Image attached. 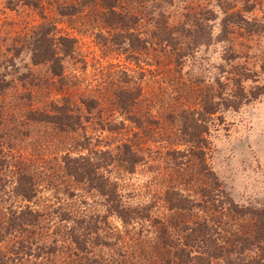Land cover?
Segmentation results:
<instances>
[{"label": "trees", "instance_id": "obj_1", "mask_svg": "<svg viewBox=\"0 0 264 264\" xmlns=\"http://www.w3.org/2000/svg\"><path fill=\"white\" fill-rule=\"evenodd\" d=\"M172 1L7 0L11 9L19 5L36 10L42 21L8 50L15 56L26 49L30 66L20 67L0 50V99L21 87L23 93L10 98L27 108L18 120L0 105V155L14 146L17 126L12 125L28 124L46 130L48 140L40 145L52 149V157L41 172L23 154L0 157V193L11 184V193L26 202L2 214L0 242L12 239L13 249H0V264L24 257L44 259L41 264H264V208L235 203L208 163L214 116L221 120L218 114L237 111L257 93L247 95L243 82L249 77L235 70L239 66L230 65L231 71L219 66L207 77L203 60L192 65L196 54L213 42L209 22L217 15L209 7L211 0L187 4L178 25L165 12ZM45 11L53 12L54 20ZM225 14L219 41L230 24L237 25L238 15ZM61 22L93 37L104 53H119L136 65L150 56L158 65L161 58L170 59L178 75L168 77L166 88L177 93L181 107L157 118L144 113L137 84L143 73L127 69L111 73L102 85L111 96L106 107L91 92L76 101L49 98L52 89L59 92L77 82L64 75L63 60L76 52V39L56 35ZM225 58L239 57L233 53ZM38 66H46V72ZM159 101L162 105L164 100ZM96 108L98 119L109 108L113 111L108 117L116 112L120 118L101 121L103 132L114 134L130 122L136 130L130 141L114 145L96 137L92 143L80 112L93 114ZM140 166L155 174L149 183L153 194L149 201L132 203L134 193L126 192L122 182ZM42 181L66 199L59 198L48 210L34 208L30 203ZM160 206L163 211L156 215Z\"/></svg>", "mask_w": 264, "mask_h": 264}, {"label": "rangeland", "instance_id": "obj_2", "mask_svg": "<svg viewBox=\"0 0 264 264\" xmlns=\"http://www.w3.org/2000/svg\"><path fill=\"white\" fill-rule=\"evenodd\" d=\"M197 2L200 1L174 0L168 3L165 12L171 16L172 25H178L179 21L182 20L181 15L187 4L191 3L194 6ZM205 3L207 1H203L201 5L204 6ZM210 5L209 7L217 15L215 21L210 20L209 22L212 28L213 42L207 48L203 47L196 54V62L192 65L198 66V60H203L204 67L209 68L207 77L215 75L219 66H222L225 71L232 70L230 65L239 66L234 69L237 72L240 70V73L248 74L249 77L243 82L245 92L247 95H250V92H255L257 97L242 104L237 111L224 110L222 114H218L222 117L221 120L217 118V114L214 116L215 122L208 136L210 142L208 163L222 183L225 192L235 203L252 208H264V0H227L226 2L211 0ZM225 11L227 14L238 15V17L234 16L237 25L232 26L230 24L226 30L227 34L225 33V37L219 41L217 38L221 37L222 28L226 27L222 23L226 15ZM45 12L49 18L54 20L55 14L53 12ZM41 21V16L36 10L19 5L15 9H11L7 0H0V50L3 55L8 59L13 58L16 64L24 69V66H30V53H27L26 49H22L15 56L8 50L12 44L20 41L19 38H22L24 33H30L33 27L38 26ZM56 30L57 36L69 34L76 39V52L63 60V66L64 75L70 76V81L75 79L77 82L65 86L59 92L52 89L49 92V98L60 101L66 97L71 101H76L83 93L91 92L99 95L101 103L106 107L107 104L111 103V96L104 92L102 85L105 84L111 73L120 69H127L129 72L143 73L142 79L136 83L140 87L139 101H141V109L144 113L149 112L150 116L157 118L160 113H169L172 111L171 109H178L183 104L182 100L176 97L177 93H172L171 89L166 88L168 77L178 75L174 68L175 65L170 62V59L161 58L162 64L158 65L154 63L155 59L150 56L148 59L143 58L141 63L136 65L119 53H104L103 49L96 45L93 37L79 34L65 22L57 23ZM233 53H236L239 58L234 61L225 58L230 57ZM3 60L4 57L0 56V61ZM144 61H150V65ZM241 66L247 67L250 71L240 69ZM37 69L42 73L46 72V66H38ZM186 72L187 69H182V74H186ZM228 75L230 74L225 73V77ZM186 79L184 78V80ZM18 88V92L10 91L4 101L0 99L2 103L0 105L1 108H5L3 113H7L6 115L14 114L20 120L24 116V112L27 111L24 106L25 102L17 104L16 100L10 98L12 94L23 93L21 92L22 88ZM162 99L164 101L160 105L161 101L159 100ZM4 104L6 105L3 106ZM149 106H154V108ZM97 110L98 108L93 114H87L85 110L80 112L81 121L85 128L83 131L92 137V143L96 141V137L103 139L104 142L105 140L113 142L114 145L119 142L130 141L131 135L136 131L130 122H125V127L114 134L107 131L103 132L101 127L104 122L111 121V119L116 121L120 118L116 112L113 116L108 117L113 111L112 108H109L103 116L101 115L103 118L98 119L96 118ZM14 126H17V131H14L17 135L13 136L12 134L13 137L11 138L14 146L11 152L4 150L0 157L6 156L5 158L10 159V156L13 155L17 159L18 155L23 154L39 172L45 170L46 159L52 157V152H50L52 149L40 145L43 141L47 142L48 140L46 130L40 126L28 124L23 127L12 125V127ZM27 131L29 135H21V132L27 134ZM102 145L99 146L102 147ZM5 170L6 172L9 171L7 173L9 176L10 168ZM39 175L41 179H43L42 177L48 179L46 178L48 176ZM154 175L147 166H140L134 174L124 176L122 184L125 191L134 193L135 196L130 202L140 203L151 199L153 189H149V183ZM11 186L9 184L6 191L0 193V226L3 213L9 209L23 207L26 204L11 193ZM38 189L37 198L33 200V203H30L36 209L48 210V207L58 204L59 198L66 199V196L56 189L49 188L44 181L41 182ZM77 191L79 194L82 193L80 189ZM157 208L159 213L156 212V215H160L163 211L161 210L162 206ZM111 221L114 223V220ZM12 246V239L6 238L5 241L0 242L2 251H11ZM41 262H44V259L24 257L21 261L14 259L11 264H41Z\"/></svg>", "mask_w": 264, "mask_h": 264}]
</instances>
